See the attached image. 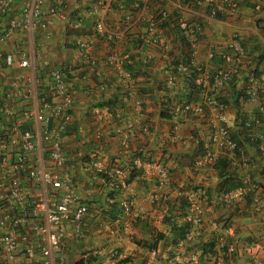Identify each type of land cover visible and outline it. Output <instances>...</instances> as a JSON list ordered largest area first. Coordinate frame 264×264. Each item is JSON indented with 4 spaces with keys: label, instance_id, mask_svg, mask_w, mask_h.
I'll list each match as a JSON object with an SVG mask.
<instances>
[{
    "label": "crops",
    "instance_id": "0c3cea01",
    "mask_svg": "<svg viewBox=\"0 0 264 264\" xmlns=\"http://www.w3.org/2000/svg\"><path fill=\"white\" fill-rule=\"evenodd\" d=\"M22 1H13L12 10L7 13L8 18H20ZM53 5L65 6L64 19L48 17V23L45 26L32 31L27 28L14 29L10 36L0 42V67H2L0 68V96H5V92L11 94L7 86L9 77L16 74L33 75L38 65V61L32 58L34 52L41 53L52 68L60 69L71 64L74 65L73 71L76 70L75 73L71 72L67 80L72 88L73 96L70 108L72 121L63 133L62 150L66 161L65 168L71 174L78 202L87 204L88 214L81 223L83 234L80 237L73 234L69 236L72 229L70 224H66L67 234L64 236L61 252L58 254L63 256V264H75V261L79 259L85 261V264H118L117 260L122 258L129 259L126 264H171L170 247L165 241L169 233L162 220L156 219L162 212V216L166 214L169 206L177 202L179 190L184 187L195 189L194 187L199 186L211 194L215 191L217 178L215 172L209 168L206 172L209 176L208 181L203 182L192 170L193 160L210 146L208 112H211V109L205 106L204 113L197 117H174L173 115L162 117L164 116L160 103L162 98L168 96L171 103H176L179 101L180 94L185 93L186 88L179 75H176L172 84H166V77L172 67L169 63L172 59L182 58L183 48L173 33L171 25L161 27L160 19L164 17L163 14L170 15L175 12L188 24L199 23L200 32L196 38L195 51L190 55V62L195 69L213 71L218 68L221 65L219 53L231 51L226 45L227 40L232 33H236L245 52L241 59L234 61L235 73L232 75V79L235 80L233 82L240 89L250 71L258 69L260 74L264 73V10L253 11L249 3L243 2L235 14L215 18L207 16L206 12L199 8L185 11L178 0H43L42 8ZM94 5L97 6L96 12L92 11ZM127 16L130 21L124 19ZM76 17L81 20L79 26L73 25L72 20ZM151 18L156 22V36L158 35L160 44H144L140 50L133 49V43H136L135 38L143 39L147 36L145 35L146 25ZM97 21L102 23L104 31L113 34L114 38L109 47L123 56L124 62L128 56L136 60L139 56L141 60L147 59L149 62V67L146 69L149 77L144 84L149 90L144 92L141 98L138 97L139 105H136L133 99L118 98L117 87L122 85V82L120 84L118 80L121 72L105 62L108 44L103 35L97 34L95 29ZM6 26L7 19L0 18V35L4 33ZM77 40L87 43L88 55L96 61L97 70L107 83L105 89L99 90L95 87L99 76L88 70L82 57L83 50L75 45ZM209 50L215 52L213 58H207L206 53ZM20 51L25 53L27 61L25 66L19 65ZM9 53L13 56V63L5 68L1 65L2 59ZM143 79L145 77L139 73L130 81L132 83L135 81L136 86H143L141 82ZM154 83L162 85L165 83L164 86L168 91L155 89ZM215 93L227 97L230 89L226 85ZM7 101L16 109L20 106L34 107L36 105L33 92L27 97L11 96ZM241 110L245 119L257 113L256 106L247 100L241 105ZM226 112L230 132H235L239 129L234 123V121L237 122L235 113L229 106H226ZM113 125H118L121 129L118 134L113 132ZM174 125L176 128L172 132ZM30 126L36 133L35 126L31 124ZM129 126L130 128L126 129ZM263 126L264 123L261 122L249 133L258 135ZM145 127L148 130H145ZM5 128L0 121V131ZM125 132L128 133L127 143L122 145L121 140ZM240 137L242 138V135ZM35 141L33 155L36 162L42 164L38 137ZM242 143H245V156L256 163L257 167L254 166V168L257 170L263 161L249 139L244 138ZM130 165L136 169L137 173L131 182L125 185L124 178ZM152 165H163L169 170L170 183L165 188L168 194L167 203L159 201L151 203L147 199L151 191L158 190ZM97 166L110 173L118 170V184L116 181L113 183L112 178L108 177V181H105V178L97 175L98 172L95 171ZM235 169L242 172L241 169ZM112 176L115 177L114 174ZM259 177L256 172L252 179L261 182ZM121 181L124 184L121 185ZM262 181L263 185L264 180ZM25 185L32 189L29 183ZM114 188L116 189L114 196L108 197V192ZM259 193L264 196V185L263 188L259 187ZM122 199L133 202V207L127 213L119 207ZM111 202L113 206L115 202L117 207L115 206L114 209L117 208V212L119 210L114 218H112L113 208L110 209ZM228 215H230L231 225L225 228L231 231V235L227 236L229 242L234 243L236 237L245 241L260 235V224L264 221L263 215L252 212L235 215L230 205L216 206L206 215L204 221L210 218L217 220L219 216L227 217ZM139 216L146 218L150 225L165 234V237L158 241L156 250L148 251L133 243L132 238H146L148 235L139 223L140 220L134 219ZM211 234L214 236L207 224L190 227L186 240L177 243L174 254L182 251L183 244L187 240V243L191 245L195 243V240L196 242L205 240ZM195 251L191 249L187 254L184 252L183 259L195 264L197 261ZM191 257L194 259L192 260ZM259 258L258 260L264 259V254ZM176 259L183 262L180 260V254ZM219 259L221 258L218 257ZM220 264L252 263L245 253L238 249L232 260L221 261Z\"/></svg>",
    "mask_w": 264,
    "mask_h": 264
},
{
    "label": "built area",
    "instance_id": "2783aa9c",
    "mask_svg": "<svg viewBox=\"0 0 264 264\" xmlns=\"http://www.w3.org/2000/svg\"><path fill=\"white\" fill-rule=\"evenodd\" d=\"M14 0H0V16L8 13ZM179 5L185 11L194 8L202 9L207 16L214 17L216 13L222 15L235 14L238 3L245 1L250 4L253 11L264 10V0H178ZM20 18H8L4 33L0 35V42L10 36L14 29H28L45 26L48 17L63 18V10L56 5L42 8L43 0H24L21 4ZM97 11V6L92 8ZM128 19V17H126ZM80 25V19L74 22V26ZM182 34L190 49V55L194 54L196 40L195 36L200 32L198 22L188 24L180 19L178 22ZM98 33L104 31L100 21L95 24ZM156 22L149 19L146 25L147 36L143 37L145 44L159 45L160 40L156 36ZM108 35H113L108 33ZM82 51L84 62L88 70L100 76L96 61L88 55V45L85 41L77 40L75 43ZM231 53H221L222 65L213 71L197 69L192 73V64L179 62L174 67V73L166 77V84L170 85L181 75L186 79L191 78L193 83L201 89L197 100H181L170 105V111L174 117H197L204 113L205 106L211 109L209 113L208 141L210 146L205 148L193 160V171L201 181L207 179V169L219 155H225L234 160V153L238 150L236 141L230 135L229 119L226 106L218 101L208 92H215L229 80L235 72L234 61L241 59L244 49L236 33H232L226 44ZM32 47V45L30 44ZM207 58L213 57V52L206 53ZM19 65H27L25 53L20 51L18 55ZM32 58L38 61L33 75H13L8 78L7 86L11 92H5L0 96V121L5 124L11 120L6 128L0 131V264H63L61 248L63 239L66 236V224L71 225L69 236L80 237L83 232L81 223L88 214L86 203L78 202V197L73 184L70 172L65 168V156L62 150L63 133L71 125L70 108L73 100L72 90L68 87L66 76L60 68H52L47 59L41 53L34 52ZM5 66L10 67L13 62L12 54H5L3 59ZM124 57L109 51L106 55V63L120 71L122 76H128L122 69ZM1 68V67H0ZM1 74V70H0ZM41 75L46 79V86L38 88ZM96 85L99 90L104 89L102 76ZM106 84V83H105ZM244 91L247 101L254 104L256 114H251L243 121L244 127L252 129L264 123V73L255 75L251 72L246 76V82L240 88ZM34 93L36 105L34 107L20 106L16 109L7 99L11 96L27 97ZM132 92L128 98L133 99L139 105V99ZM7 98V99H5ZM34 125L36 133L30 126ZM127 127L126 129H129ZM176 126L172 127V132ZM112 130L118 134L121 129L113 125ZM125 132L121 143H127ZM249 140L257 139L256 149L263 161L260 166L264 175V126L258 135H251L248 132ZM36 137H38L39 155L41 163L36 162L33 153L35 152ZM174 138V136L172 135ZM46 161V163H43ZM233 166L242 170L243 186L228 192H221L207 196L198 190L181 189L178 191L185 202V213L183 220L190 226L207 224L215 237V247L224 248L225 253L231 254L237 251L233 242L227 240L231 235L228 228L219 227L214 218L204 221L206 215L216 206H229L240 202L246 192H251L248 206L244 208L252 213H261L264 217V200L259 196V186L248 176L247 157L241 154L240 161L232 163ZM96 172L109 175L113 183L118 184V170L113 173L97 166ZM152 172L155 174L158 190L151 191L147 199L149 202H165L168 198L165 188L169 185V177L166 170L158 165H152ZM248 172V173H247ZM115 175L113 177L112 175ZM116 181V182H115ZM29 183L30 187H26ZM120 184H124L123 181ZM120 207L127 213L133 207V202L123 199ZM163 213V212H162ZM162 213L159 219L162 218ZM264 222V221H263ZM264 231V225L263 229ZM262 237V236H261ZM259 238V237H258ZM247 254L252 258V264H263L257 260L258 256L264 254V240L259 238L250 242L246 247ZM193 260L194 257H191ZM221 259H215L212 264H220Z\"/></svg>",
    "mask_w": 264,
    "mask_h": 264
},
{
    "label": "trees",
    "instance_id": "16d2710c",
    "mask_svg": "<svg viewBox=\"0 0 264 264\" xmlns=\"http://www.w3.org/2000/svg\"><path fill=\"white\" fill-rule=\"evenodd\" d=\"M243 2H245V1L239 2L238 6ZM13 4L11 5L8 13L12 10ZM56 7L58 9L62 8L61 10H63V13H64L63 19H64L66 17V12H65L66 10L64 9L65 6L63 7L62 5H58ZM163 16L164 17H162L160 19V23H159L160 26L162 27V26H170L171 25V29H172L173 33L177 36V39L183 48L182 58L172 59L170 61L169 64L172 66L171 71L169 72V74H170V73L175 72L174 67L177 63L182 62L185 64H189V62H190V49H189L188 44L186 42V37L182 34V32L179 28V25H178V21H179V18H181V16H179V14L175 13V12H173L170 15H166V14L164 15L163 14ZM222 16H223L222 14L216 13L214 17L220 18ZM2 17L8 19L7 14L0 16V18H2ZM127 17H128V19H126V18H124V19L126 21H130L129 16H127ZM78 19H79V17H76L72 20L73 25H74V22ZM80 23H81V20H80ZM108 33H111V32L103 31L102 33H97V34L103 35L106 39V42L108 44L106 55L109 53V51H112V49L109 47V44L112 41V39L114 38L113 35L109 36ZM145 35H146V32H145ZM197 37H198V35L195 36V38H197ZM135 41H136V43L135 44L133 43L132 48L140 50V48L143 47L142 45H144V43L142 42V39L141 38H139V39L135 38ZM137 58L138 59L136 60L134 57L128 56V58L125 59L126 62H123L122 69L127 72L128 76L127 77L122 76V74H121L118 77L119 83L121 84V82H122V85L120 87H117L119 90L118 91V98L119 99L120 98L128 99V93L130 92V86H132V92H135L134 95L137 98L138 97L141 98L142 97L141 95H144V92L149 90V89H147L148 87L146 88V86L144 85L148 81L147 78L149 77V74L146 72V69L149 67V62L147 61V59L141 60L139 58V56H137ZM105 61H106V56H105ZM1 65L5 68L7 67L4 65L3 62L1 63ZM86 66H87V64H86ZM61 69H62V72L64 73V75L66 76V81H67L68 77H69V75H71V72L73 71L74 67L71 66V64H70V65L63 66ZM75 71L76 70H74L73 73H75ZM196 72H198V70L195 69L194 66H192V73H196ZM250 72L255 74V75L260 74L258 69H253ZM139 73L141 76L145 77V79H143L141 81L143 86H139V85L136 86L135 81H134V83H132L130 81L133 78L135 79ZM41 77H43V76L41 75ZM180 77H181V79H182L181 81L184 83L186 89H185V93L180 94L181 96L179 97L178 100H181V99L197 100L199 97V94L201 93V89L193 83L191 78L186 79L181 75H180ZM100 79H101V77L99 76L98 81H100ZM98 81L96 82L95 87L99 83ZM153 81H155V80H153ZM233 81H235V80H233L231 77L223 85V87H225L227 85L230 89V94L227 97H225L224 95H217L215 92H210V91L208 92L209 95L215 97L218 101L223 103L225 106H229L234 111L235 120L237 121V122L234 121V123L237 126V128H239L235 132H230L231 137L236 141L237 147H238V150H236L234 153V157H235L234 160L228 158L225 155H219L218 158L215 160V162L211 166V169L215 172L217 181L215 184V191L214 192L209 194L207 191H204V193L208 196L218 194L221 192H228V191H231V190H234L236 188L243 186V183L241 180V178H242L241 176L243 174L238 172L235 169L237 167L233 166L232 163L235 161H240L241 154L243 156L246 155V151H245V147H244L245 143L243 144L242 142H243L244 138L249 139L248 132L251 131V129H247L243 125V121L245 120V118L242 115L241 105L246 102V100H247L246 95L244 94V91L242 89H239L236 87V83ZM102 83L105 85L104 87L106 88L107 83L105 84V79L102 80ZM153 85L155 86V89L164 90L165 92L168 91V89L165 88V86H164V85H166L165 83H164V85H162L161 83H158V84L154 83ZM44 86H46V80L43 77L41 79L40 83L38 84V88L41 89ZM160 103L162 105V108H161L162 113L164 114V116L162 115V117L172 116V113L170 111V105H172L174 103H171L170 98L168 96H165L164 98H162ZM10 122H11V120H9L7 122V124H5L4 121H1V124L7 126L10 124ZM146 129L148 130V128L145 127V130ZM240 135H242V138L240 137ZM249 142L254 147L257 154L259 155V153L256 149L257 139L252 140V141L249 140ZM260 159H261V157H260ZM247 163H248V167L250 170L253 171V169H254L253 172L250 170L248 171L249 173L247 172L248 176L250 175L252 178V176L257 172L258 175L260 176L259 180L261 182L254 181L253 179H252V181L254 183H256L259 187L263 188L264 184L262 185V182H263L262 180H264L263 179L264 175L262 174L263 173L262 168L260 169V167H259L256 170V168H254V166L257 167L256 163L252 162V160H250L249 158H247ZM131 166L132 165L129 166V168L127 170L128 171L127 175L124 178L125 185L130 183L131 179L137 173L136 169L134 167H131ZM97 175H99L101 178H105L106 179L105 181H108L109 175L102 173V172H99ZM114 192H116L115 188H114V190L110 189L107 196L113 197ZM250 196H251V192H246L242 196V198L239 202V203H241V205H238L239 203L237 205L236 204L230 205L232 207L233 213L235 215H245L247 213H250L249 211L244 210V208L248 206ZM259 196L261 199L264 200L263 195H260V193H259ZM113 204H114V206L112 205V202L110 203V209L112 210V208H113L112 218L115 217L116 213H119V210L117 212V208L114 209L115 206L117 207L115 202ZM233 206H234V208H233ZM184 213H185V202L182 198H178L176 203H172L169 206L168 212H166V214H164V217L162 220L163 225L166 227V231H168V233H169V236L167 237V240L165 239V241L167 242L166 245L168 247H170L169 255L171 257L174 255V253L177 249L176 248L177 243L179 241L186 240V234L189 232V229H190V225L183 220ZM134 219H136V221L140 220L139 223H141L145 233L148 232V235L146 238H132L133 243L135 245H137L138 247L146 249L148 251L156 250L158 241L162 240L165 237V234L162 231L157 230L154 226L150 225L148 220L144 217L139 216V217H136ZM111 220H113V219H111ZM229 220H230V215H228L227 217L219 216L217 218L216 222L218 223L219 227L224 228V227H230L231 221H229ZM263 225H264V222H262L260 224V230H261L260 235H258L255 238H251L249 240L243 241L240 237H238V238L236 237L234 244L237 247V251L233 252L231 254L225 253L224 248H220L217 251V249L215 248V237L212 234L210 235V237H207L205 240H201V241L197 240V242L195 240V243H193L191 245H189L187 243L188 242V240H187L183 244L182 251L178 252L180 254V258H181L180 260H183V262L181 261L179 264H186L187 260L183 259L184 258L183 253L188 252V250H191V249H194V251L196 249L195 252H197V255H196L197 256V261H196L197 264H205L207 259H209L211 257L214 259L220 257L222 259V261L228 262L229 259L232 260L233 256H235L237 254L238 249H240L241 252H244L246 257L248 258V260L252 263L253 262L252 258L248 254H246L247 253L246 247L250 242H252L256 239L261 238L264 240V231L262 230ZM191 253H193V252H191ZM191 253H189V254H191ZM258 259H260L259 256H258L257 260ZM128 260L129 259H127V258H122L120 260H117V263L118 264H126V262ZM260 261L264 264V259H262ZM84 262L85 261H83L82 259H79V260L75 261V264H85Z\"/></svg>",
    "mask_w": 264,
    "mask_h": 264
},
{
    "label": "clouds",
    "instance_id": "9594fccd",
    "mask_svg": "<svg viewBox=\"0 0 264 264\" xmlns=\"http://www.w3.org/2000/svg\"><path fill=\"white\" fill-rule=\"evenodd\" d=\"M194 9H196V8H194ZM201 10H202V9H201ZM180 19H182V18H179V20H180ZM183 20H184V19H183ZM185 21H186V20H185ZM178 22H179V21H178ZM186 22H187V21H186ZM198 34H199V33H198ZM198 34H197V35H198ZM142 40H143V39H142ZM195 40H196V38H195ZM144 44H145V43H144ZM241 45H242V44H241ZM242 47H243V46H242ZM243 49H244V48H243ZM210 51H212V50H210ZM212 52H213V57H214V56H215V52H214V51H212ZM228 53H231V51L228 52ZM220 54H221V53H219L218 56H219V58L221 59ZM190 57H191V56H190ZM213 57H212V58H213ZM105 62H106V61H105ZM222 63H223V61H222V59H221V65H222ZM221 65H220V66H221ZM71 66H74V65H71ZM220 66H219V67H220ZM234 73H235V72H234ZM234 73H233V74H234ZM233 74H232V75H233ZM232 75L230 76V78L232 77ZM245 82H246V80H245ZM245 82H244V83H245ZM243 85H244V84H243ZM68 87H69V86H68ZM69 88H70V87H69ZM71 89H72V88H71ZM181 100H185V99H181ZM181 100H179V101H181ZM179 101H176V102H179ZM160 167H162V168H164V170H166L167 175H168V177H169V183H170V174H169V170H168L165 166H163V165H160ZM192 167H193V162H192ZM192 170H193V168H192ZM193 172H194V171H193ZM194 174H195V173H194ZM206 174H207V173H206ZM208 178H209V176H208V174H207V179H208ZM207 179H206L205 181H203V182L208 181ZM194 188H195V189L184 187V189L198 190V191L202 192L203 194H205V193H204V190H203L202 188H199V186L194 187ZM205 195H206V194H205ZM207 196H208V195H207ZM209 196H211V195H209ZM179 198H181V197L179 196ZM167 199H168V198H167ZM122 200H123V199H122ZM165 203H167V200L165 201ZM119 207H120V205H119ZM163 217H164V215L162 216L161 220H163ZM190 227H192V226H190ZM112 255H113V253H112ZM213 259H214V258H213ZM215 259H217V258H215ZM215 259H214V260H215ZM221 260H222V259H221ZM191 261H192V260H191Z\"/></svg>",
    "mask_w": 264,
    "mask_h": 264
},
{
    "label": "rangeland",
    "instance_id": "374dc122",
    "mask_svg": "<svg viewBox=\"0 0 264 264\" xmlns=\"http://www.w3.org/2000/svg\"><path fill=\"white\" fill-rule=\"evenodd\" d=\"M162 229V228H161ZM187 254V252H185ZM179 254H174L171 258V264H179L181 261L177 260L176 257H178ZM222 261V260H221ZM214 262V259L211 257L209 259H207V261L205 262V264H212ZM186 264H191L190 262H186Z\"/></svg>",
    "mask_w": 264,
    "mask_h": 264
}]
</instances>
